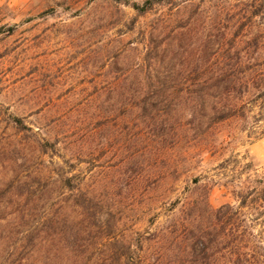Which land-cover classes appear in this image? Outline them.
Segmentation results:
<instances>
[{"label": "rangeland", "instance_id": "rangeland-1", "mask_svg": "<svg viewBox=\"0 0 264 264\" xmlns=\"http://www.w3.org/2000/svg\"><path fill=\"white\" fill-rule=\"evenodd\" d=\"M145 1L0 0V264H264V0Z\"/></svg>", "mask_w": 264, "mask_h": 264}, {"label": "trees", "instance_id": "trees-1", "mask_svg": "<svg viewBox=\"0 0 264 264\" xmlns=\"http://www.w3.org/2000/svg\"><path fill=\"white\" fill-rule=\"evenodd\" d=\"M168 1H170V0H146L145 2H144V7H138L137 5H132V8L134 9V10H137L140 14H143L144 12H146L147 10H149L153 5H160V4H162V3H166V2H168ZM233 107H230V111H227V112H225V113H222L223 111H220V110H217V112L216 113H214L213 114V116H217V118H218V120H225V119H228V118H231L232 116H234L233 115V109H232ZM262 201L264 200V189L262 190ZM226 209H227V211H229L230 209H229V207H226ZM220 211L221 210H219V211H217L216 212V214L218 215V214H220ZM260 218H261V220H262V222L264 221V213H262V214H260ZM202 235H199L198 236V238H199V240H201L200 239V237H201Z\"/></svg>", "mask_w": 264, "mask_h": 264}]
</instances>
